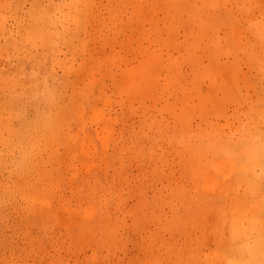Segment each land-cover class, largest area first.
I'll use <instances>...</instances> for the list:
<instances>
[{
	"label": "rangeland",
	"instance_id": "1",
	"mask_svg": "<svg viewBox=\"0 0 264 264\" xmlns=\"http://www.w3.org/2000/svg\"><path fill=\"white\" fill-rule=\"evenodd\" d=\"M261 226L264 0H0V264H247Z\"/></svg>",
	"mask_w": 264,
	"mask_h": 264
},
{
	"label": "bare ground",
	"instance_id": "2",
	"mask_svg": "<svg viewBox=\"0 0 264 264\" xmlns=\"http://www.w3.org/2000/svg\"><path fill=\"white\" fill-rule=\"evenodd\" d=\"M261 232H262V235H261L260 243H259L260 250H255L252 260L249 261L247 264H259L260 259L261 261H264V226H261ZM261 232L259 234H261ZM254 236H258V235H254Z\"/></svg>",
	"mask_w": 264,
	"mask_h": 264
}]
</instances>
